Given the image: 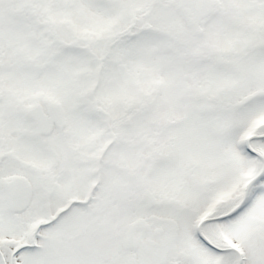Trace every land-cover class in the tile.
Segmentation results:
<instances>
[{"label": "snow or ice", "instance_id": "snow-or-ice-1", "mask_svg": "<svg viewBox=\"0 0 264 264\" xmlns=\"http://www.w3.org/2000/svg\"><path fill=\"white\" fill-rule=\"evenodd\" d=\"M0 264H264V0H0Z\"/></svg>", "mask_w": 264, "mask_h": 264}]
</instances>
